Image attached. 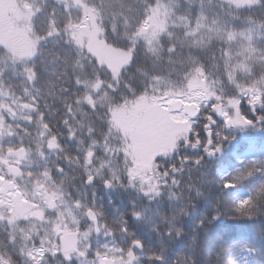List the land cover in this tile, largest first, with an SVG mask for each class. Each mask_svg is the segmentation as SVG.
<instances>
[{"label":"clouds","instance_id":"clouds-1","mask_svg":"<svg viewBox=\"0 0 264 264\" xmlns=\"http://www.w3.org/2000/svg\"><path fill=\"white\" fill-rule=\"evenodd\" d=\"M61 2L55 0L56 4ZM251 3L261 5L264 0H251ZM151 11V5L141 8L136 0H125L117 9L108 3L90 5L94 23L89 27L100 39L115 42L114 46L122 45L127 53L126 63L118 73L94 63L86 47L74 39L67 24L49 25L40 32L33 30L26 56L10 49L0 50V61L11 68L13 76L20 78L18 87L28 97L31 106L28 110L34 113L31 122L36 132L32 151L36 161L43 164L42 167L38 164L35 171L25 172L21 178L26 198L35 206L23 219L31 225L30 233H42L39 237L42 241L54 239L59 227L73 233L79 230V249L74 247L63 252L64 260L71 258L75 264H93L86 258L90 233L102 231L110 235L115 231L106 227L108 217L103 205L98 207L95 200H87L85 190L93 196L100 189L131 192L135 199L130 203L141 200L150 204L153 197H162L169 191L187 200L193 193L202 195L205 189L210 194L212 187L218 186L214 185L210 172L203 170V155L179 154L180 141L189 150H195L200 144L198 139H189L187 133L178 136L172 149L161 154L166 159L175 155V160L166 168L155 161L146 166L134 165L128 155L127 141L112 119L114 111L146 95L160 101L194 99L197 107L190 110L189 118L195 123L204 113L208 121L206 129L217 123L213 116L219 115V111L231 116L242 104L249 106L258 121H264V62L254 60L247 86L237 87L235 65L225 61L222 66L213 68L202 58L194 59L197 53L187 50L179 39H171L172 32L167 28L144 31L145 15ZM37 13L46 15L42 5L35 7L33 16ZM77 22L84 23L82 19ZM188 35V32L183 33L185 37ZM260 59L264 61V57ZM3 70L0 68V72ZM193 82L197 87H191ZM19 99L20 96H16L13 104ZM40 102H43V111ZM257 105L261 109L259 113ZM16 106L19 111H25ZM49 110L57 121L51 127L42 119ZM57 123L65 128L67 140L74 142L75 153H69L66 145H60L56 138L60 134L52 131ZM220 126L226 127L225 124ZM188 131L193 137L197 135L190 125ZM257 172L264 176V171L252 166L239 174V181L255 180ZM244 204L242 215L250 223L264 224V179L258 181ZM131 215L137 218L139 213L131 212ZM217 218L213 215L211 220ZM5 219L11 223L13 218ZM180 235L177 229L176 237ZM189 241V250L178 254L180 264H184L185 259L187 264H204L201 253L191 249V237ZM207 264H214V258L210 257Z\"/></svg>","mask_w":264,"mask_h":264},{"label":"trees","instance_id":"trees-1","mask_svg":"<svg viewBox=\"0 0 264 264\" xmlns=\"http://www.w3.org/2000/svg\"><path fill=\"white\" fill-rule=\"evenodd\" d=\"M104 3L117 9L125 4V0H62L60 4H56L55 0H0V50L10 49L15 54L26 56L30 50L33 30L40 32L49 25L55 27L67 24L74 39L86 47L94 63L118 73L127 57L122 45L114 46L115 42L100 39L89 27L94 23L90 17V5L103 6ZM136 4L141 8L146 5L153 8V11L145 15L144 31L167 28L172 32L171 39H179L187 50L197 53L194 59L202 58L213 68L222 66L225 61L228 65H235L237 87L247 86L254 60L264 62L260 59L264 57V3L254 5L251 0H136ZM37 5L43 6L46 15L37 13L33 16ZM158 11L163 13L162 23H157ZM24 13L27 19L23 18ZM78 19L84 23H78ZM184 32L189 35L183 36ZM163 38L167 42L168 37ZM48 46H51V41ZM0 68L4 69L0 72V101L14 105L13 100L20 96L15 105L30 109L28 97L18 87L20 78L13 76L11 68L5 67L3 61H0ZM191 87H197L196 83L193 82ZM162 102L153 96L142 95L113 112L112 119L127 141L128 155L132 162L139 165L134 161L137 154L152 153L151 162H158L166 168L175 160V155L166 159L161 154L170 151L177 137L187 133L189 139H198L201 146L189 150L180 141L179 154L203 155V170L210 172L214 185L218 186L212 187L210 194L205 189L202 195L196 196L193 193L187 200L181 199L179 193L169 191L162 197H153L150 204H144L141 200L130 203L135 199L131 192L117 190L114 195H108L103 209L115 223L118 245L126 248L130 240L142 241L145 237L149 241L156 236L159 248L155 249L154 254L164 256L163 264H173L174 260L180 264L178 254L189 250L191 237V249L201 253L204 264H207L210 257L214 258V264H264V224L250 223L242 215L246 205L244 202L238 204L235 198L237 192H244L245 200L248 199L258 181L264 179L257 172L255 180L239 181V174L252 166L264 171V156L255 164H244L241 171L229 179L233 184L229 191L216 175L218 164L227 161L228 152L235 144L243 143L242 138L257 134L264 140V121H258L249 106L242 104L231 116L225 111L227 118L224 122L214 115L216 125L206 130L205 124L208 121L204 113L200 114L195 123L191 120L176 121L157 105ZM40 107L43 111V102H40ZM120 111L125 114L122 122L114 118ZM260 111L257 105L256 112ZM146 112L148 115L154 113L156 117L143 125L141 122L144 120L139 119L140 115L144 118ZM33 115L31 113L29 118ZM42 119L49 127L57 122L52 110L44 112ZM221 124L226 127L221 128ZM189 125L195 129V137L188 131ZM30 127L29 132L33 130ZM52 131L60 134L56 138L60 145L67 146L69 153L76 152L74 142L66 138L64 127L57 123ZM142 134L146 136L143 138ZM33 135H36L35 130ZM135 135H139V138H134ZM208 141L217 150L218 160L201 150ZM131 212H138L139 216L134 218ZM213 215L218 217L215 221L211 220ZM177 229L181 231L179 238L176 237ZM184 264H187V259Z\"/></svg>","mask_w":264,"mask_h":264},{"label":"flooded vegetation","instance_id":"flooded-vegetation-1","mask_svg":"<svg viewBox=\"0 0 264 264\" xmlns=\"http://www.w3.org/2000/svg\"><path fill=\"white\" fill-rule=\"evenodd\" d=\"M21 108L25 111L0 101V264H75L71 258L64 260L63 252L74 247L79 249V230L73 233L70 229L59 227L54 239L42 241L39 238L42 233H30L28 230L31 225L23 219L29 209L35 206L26 198L21 178L25 172L35 171L38 164L40 167L43 164L36 161L32 151L35 146L32 141L34 136L29 132L30 126L35 129L29 118L32 112ZM12 113L27 116L30 121L21 123L25 121L14 117ZM51 158L49 155L48 159ZM85 191L86 199L95 200L98 207L104 205L108 195L115 194V191L100 189L93 196L90 191ZM5 217H12V222L9 223ZM107 217L106 227L115 229L114 221L109 215ZM80 227L83 228L84 224ZM148 240L145 237L142 241L130 240L128 247L122 248L116 241L115 231L110 235H104L102 231L90 233L87 237L89 252L86 258L91 259L93 264H118L125 261L126 264H163V256L154 254L155 249L159 248L158 239L153 236Z\"/></svg>","mask_w":264,"mask_h":264},{"label":"rangeland","instance_id":"rangeland-1","mask_svg":"<svg viewBox=\"0 0 264 264\" xmlns=\"http://www.w3.org/2000/svg\"><path fill=\"white\" fill-rule=\"evenodd\" d=\"M8 1L10 2L11 0H8ZM156 17L158 18L157 23H159V22L162 23L161 18L163 17V13L159 12L156 15ZM23 18L24 19H27V14L26 13L23 14ZM10 26L13 27V24H10ZM13 31H14V29H13ZM186 99H187L186 101L188 103H193V102L195 103V100L194 99H190V98H186ZM174 100L175 99H173L171 101H164L162 103H158L157 105L159 107H161L162 110H164L165 113L167 115H169V117L171 119L176 120V121H179L180 120V121L187 122V118L182 114V112H178L176 114L171 113L169 104L171 102H173ZM143 112H145V110L142 111L141 114ZM155 117H156V115L154 113L148 115V113L146 112L144 118H141V115H140V119L139 120H144V121L141 122L144 125L145 123H149L150 121H152L153 118H155ZM114 118L116 120H118L119 122H122L121 120L125 118V114L122 111H120L117 114H115ZM224 118H225V121H226V118H227L226 112L224 113ZM141 136L144 138L146 135L145 134H142ZM135 137L136 138H139V135H137V136L135 135L134 138ZM254 146H255L254 144H248V147L245 149V151L248 152L247 154H251L252 152H255ZM239 152L241 153V151L238 150L237 148H234V150L231 151V155L234 158V164H231V166L229 167V166H227V163H223L221 165V167H220L221 168V170H220L221 171V174H220L221 176H223V177L224 176H227L228 178H232L236 173H238L239 171H241V168L242 167H240L241 166L240 162L242 161V159H241V156L242 155ZM152 155H153L152 153L137 154L136 155V158L134 159V161H136V162L139 163V165H137V166H146L148 163L151 162ZM253 157H254V155H249L248 159H252ZM227 185L228 186H232V184H230V182H228ZM238 196H239L238 201L241 204L245 200V195L244 194H239ZM126 263H127V261L121 262V263H118V264H126Z\"/></svg>","mask_w":264,"mask_h":264},{"label":"water","instance_id":"water-1","mask_svg":"<svg viewBox=\"0 0 264 264\" xmlns=\"http://www.w3.org/2000/svg\"><path fill=\"white\" fill-rule=\"evenodd\" d=\"M171 107V111L172 112H178L181 109L183 110V112L190 117V110L194 107H196L195 104H188V103H184L182 100H176L175 102L171 103L170 105ZM219 111V110H218ZM219 115L220 117H222V111H219Z\"/></svg>","mask_w":264,"mask_h":264}]
</instances>
